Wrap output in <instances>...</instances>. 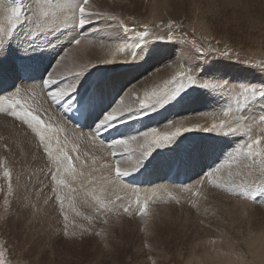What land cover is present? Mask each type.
Returning a JSON list of instances; mask_svg holds the SVG:
<instances>
[{
	"label": "rangeland",
	"instance_id": "obj_1",
	"mask_svg": "<svg viewBox=\"0 0 264 264\" xmlns=\"http://www.w3.org/2000/svg\"><path fill=\"white\" fill-rule=\"evenodd\" d=\"M100 1L88 0L87 10L101 14L90 26L53 31L34 41H28L21 28L0 47V95L21 87L20 98L46 123L53 124V130L59 126L54 143L58 137L68 143L70 149H66L77 172V179L68 182L71 194L64 204L65 221L51 192L54 182L48 174L49 158L36 144L38 138L26 125L0 112V161L7 164L12 185L9 189V179L0 167V251L5 254V264H198L196 259H203L204 253L216 256L213 263L227 259L231 264H264V198H245L231 191L255 187L261 177L255 171H236L235 165L229 175L230 166L224 161V155L247 138L239 133L203 130L223 118L227 105L235 108L237 100H242L243 86L264 85V70L259 67L264 63V0H138L137 8L131 0ZM23 2L31 5L32 0ZM152 4L161 9L159 17H151ZM2 5L9 6L8 0H0ZM108 16L122 20L129 30L143 31L148 24L151 36L136 49L133 44L139 38L106 20ZM85 31L88 35L78 37L79 44L70 43ZM158 34L165 38L156 39ZM169 34L173 40L167 38ZM193 40L213 51L198 52L185 43ZM97 50H106L107 55L98 59ZM224 51L230 56L220 55ZM182 55L185 66L195 72L200 83L218 79L228 82L230 88L222 91L191 85L155 111L136 108L125 113L127 117L121 116L111 129L101 133L103 143L90 138V130L121 98L123 105L135 103L138 107L139 99H147V92L166 90ZM57 60L61 62L57 64ZM25 68L33 72L29 82L19 81ZM85 68L83 76H76ZM49 72L56 74L53 78L60 79V84L75 83L74 91L57 104H52L40 87ZM34 83L37 88L33 89L30 86ZM81 100L94 109L87 116L88 124L76 128L68 112ZM244 115L252 117L248 123L253 138L260 135L264 131V124H259L264 96L250 101ZM228 119H232L231 114ZM176 127L193 130L154 147L142 160V137L129 141L127 153L109 145L114 139L151 128L171 133ZM222 163L224 166L217 169ZM117 166L129 174L117 179ZM85 176L102 180L107 204L103 211L92 207L93 202L83 193ZM153 190L164 196L140 198L141 192ZM45 199L50 201L47 205ZM137 200L147 204L146 215L138 214ZM37 208L40 214L33 216ZM125 208L130 211L125 212Z\"/></svg>",
	"mask_w": 264,
	"mask_h": 264
},
{
	"label": "snow or ice",
	"instance_id": "obj_2",
	"mask_svg": "<svg viewBox=\"0 0 264 264\" xmlns=\"http://www.w3.org/2000/svg\"><path fill=\"white\" fill-rule=\"evenodd\" d=\"M9 6L3 8L5 18L7 20V27H0V47L6 46L7 41L17 32L18 29L23 28L24 33L28 41H34L35 39H43V34H51L53 31H59L70 27L84 28L86 25H90L95 21H99L100 13L90 12L87 10L88 0H57L55 4V10H52L51 0H32L31 5H26L23 0H8ZM97 19L94 20L93 18ZM106 20L113 21L115 24L124 28V31H131L132 35L139 38V42L135 44V48L139 49L144 42V38L151 36L149 31V25L143 26V31L129 30L124 26V22L114 16L105 17ZM171 24V22H170ZM35 25V28L32 27ZM111 27V25H107ZM91 29V28H89ZM88 33L81 32L76 35L75 38L70 40L72 44H79L80 39ZM163 35H157L156 39L163 40ZM169 40H173L174 37L169 34L167 37ZM185 43H191L192 49L198 52L213 51L212 49L205 50L201 45L197 44L196 41ZM65 51H67L65 49ZM134 53L133 58H135ZM186 55V54H185ZM185 55L181 56L179 61L180 67L174 72L171 80L167 82L168 88L162 92H153L150 95L145 94L147 99H139V105L136 107L134 104L123 105L121 98L120 102H117L114 107L108 111L103 118L97 123L96 127L89 132V136L92 140H103L101 139V133L108 128L114 126L115 122L119 120L125 113L131 112L136 108H147L151 111H155L158 107L167 103L173 99L180 92L185 90L191 85H198L215 90H224L230 88L226 82L205 80L200 83L197 79L195 72L189 67L185 66L183 62ZM222 56H230L229 51L220 53ZM61 61L57 60V64ZM113 61H106L111 63ZM94 65H90L92 67ZM259 67L264 70V63H261ZM84 71L77 73L76 76L82 75ZM56 74L49 72L46 78L40 83V87L43 91H46V96L50 99L52 104H57L59 101L68 97L75 89V83L60 84V79H54ZM175 85V87H171ZM31 88H35L36 85H31ZM21 87L15 88L14 91L8 92L7 94L0 95V112L6 113L8 116L15 118L20 121L23 125H26L34 134L38 137V145L42 146L44 154L49 158L50 170L49 175L51 181L54 182L51 188V192L55 201L59 202L61 214L64 215V220H68V215L64 214V200L65 197L61 195L63 188L68 187L67 177H71L73 180L77 179L76 168L73 165V157L66 150L67 145L62 143L60 139H56L53 143V128L52 125L46 123L40 115L36 114V110L33 109L32 105L27 100L20 98ZM27 91V89H25ZM131 95V93L129 94ZM242 100H237L235 108L231 105L223 109V118L219 119V122L213 121L210 127H205V131H214L218 133L230 134L239 133L247 137V140L242 143H236L234 147L224 155V161L229 164L230 170L229 175L232 174V165H235L236 171H249L258 172L261 180L256 184L255 187H242L239 191L231 189L234 195H238L245 198H264V131L260 135L253 136L252 125L248 123L252 117L244 115V111L249 105L250 101H253L258 96H264V85H246L241 90ZM239 113V115H236ZM232 114V119H228ZM51 119V117H49ZM255 122V121H253ZM171 121L169 125H171ZM259 123L264 124V115L259 116ZM198 127V126H197ZM193 130V128L176 127L174 131L159 132L156 128L143 131L139 134L117 138L110 141V146L113 149L123 148L124 153L129 151V141L137 140L138 137H142L144 144L142 147L145 150L140 157V160L147 157L154 147L163 146L164 144L170 143L175 137L183 132ZM75 150V149H73ZM117 155L113 152V157ZM77 160L79 157L76 158ZM224 165L218 164L217 169L222 168ZM0 167H3V176L9 179V189H11V172L4 161H0ZM116 178L119 179L121 176L129 174L128 171H121V168L117 166L115 168ZM83 172L79 173V176H83ZM92 207L96 210L103 211L107 208V204L99 195H93ZM50 201L45 199L47 205ZM110 203V202H109ZM140 215H146L147 204L140 203L137 200ZM73 211H76L73 208ZM125 212L130 211L129 208L124 209ZM40 214V209L33 213V216ZM80 215L79 212L76 213ZM67 227V225H65ZM5 254L0 251V264H5Z\"/></svg>",
	"mask_w": 264,
	"mask_h": 264
},
{
	"label": "bare ground",
	"instance_id": "obj_3",
	"mask_svg": "<svg viewBox=\"0 0 264 264\" xmlns=\"http://www.w3.org/2000/svg\"><path fill=\"white\" fill-rule=\"evenodd\" d=\"M3 1V0H2ZM103 1H105V0H101L100 1V3L102 2L103 3ZM164 1V0H163ZM131 2L134 4L133 6L135 7V8H137V6H138V0H131ZM165 3H166V1H164ZM164 2H161V6H164ZM56 3H57V0H56ZM56 3H51V5L54 7L55 6V4ZM156 3V2H155ZM3 4V3H2ZM103 4H105V3H103ZM106 4H107V2H106ZM100 5V4H99ZM119 5H120V3H119ZM3 7H5L4 5H2ZM2 6L0 7V27H5V26H7V20H6V18H5V15H4V12H3V8H2ZM157 7L158 6H155V5H153L152 4V7H151V10H150V15H151V17H159L158 16V14H160V11H161V9H160V11H158L157 10ZM114 8V7H113ZM139 9V8H138ZM140 10V9H139ZM162 12V11H161ZM196 15H198V14H196ZM104 16H105V14H104ZM192 17H194V15L192 16ZM192 17L190 18V20L192 19ZM196 18H199L200 20H202V21H204L203 19H202V15L200 16V15H198V16H195ZM193 20V19H192ZM199 22H201V21H199ZM90 26V25H89ZM95 27V26H94ZM90 31V30H89ZM55 32V31H54ZM91 32V31H90ZM104 32V31H103ZM92 33V32H91ZM74 34V33H73ZM23 35V34H22ZM66 35V34H65ZM25 36V35H24ZM72 37V36H71ZM88 37H90V36H88ZM97 37V36H96ZM23 38V37H22ZM126 38V37H125ZM14 39V38H13ZM41 40V39H40ZM122 40V39H121ZM128 41V40H127ZM98 43V42H97ZM120 43H122V42H120ZM127 43V42H126ZM129 44V43H128ZM89 45V47L91 46V44H88ZM133 45H135V44H133ZM84 47H87V44H85L84 45ZM91 48H92V46H91ZM102 49V48H101ZM119 49V48H118ZM51 51V50H50ZM98 52H97V54H98V59H103L104 57H105V55H107L105 52H106V50H105V52H104V50H97ZM120 51V50H119ZM35 52V51H34ZM1 53V52H0ZM3 53V52H2ZM1 53V54H2ZM66 53V52H65ZM184 53V52H183ZM0 54V55H1ZM29 57V56H28ZM4 58V57H3ZM12 58V57H11ZM97 59V60H98ZM139 59V58H138ZM46 60V59H45ZM61 61V60H60ZM31 62V61H30ZM121 63V62H120ZM56 65V64H55ZM31 66V65H30ZM176 67H177V65H176ZM61 68V67H60ZM44 69V68H43ZM10 70V69H9ZM55 70V69H54ZM57 71H59V70H57ZM56 72V71H55ZM219 74V73H218ZM83 76V75H82ZM211 76V75H210ZM16 79V78H15ZM225 79V78H224ZM216 80V79H215ZM234 80V79H233ZM240 80V79H239ZM167 81V80H166ZM217 81H218V79H217ZM222 81V80H221ZM228 81V80H227ZM231 81V80H230ZM245 81V80H244ZM248 81V80H247ZM32 83V82H31ZM228 83V82H227ZM35 84V83H34ZM24 85V84H23ZM30 85V84H29ZM36 85V84H35ZM20 86V85H19ZM38 86V85H37ZM153 87V86H152ZM157 87V86H156ZM156 87H154V89L156 88ZM158 87H160L159 85H158ZM24 88V87H23ZM30 88V87H29ZM37 88V87H36ZM161 88V87H160ZM40 89V88H39ZM38 89V90H39ZM156 89H158V88H156ZM30 90V89H29ZM23 91V90H22ZM21 91V92H22ZM155 91H157V90H155ZM154 91V92H155ZM213 91V90H212ZM223 91V90H222ZM221 91V92H222ZM227 91V90H226ZM10 92V91H9ZM218 92V91H217ZM237 92V91H236ZM24 93H26V92H24ZM28 93V92H27ZM148 93V92H147ZM2 94H4V93H2ZM39 94V93H38ZM27 95V94H26ZM76 95V94H75ZM83 95V94H82ZM43 96H45V95H43ZM24 97V96H23ZM73 97V96H72ZM81 97V96H80ZM79 97V98H80ZM84 97V96H83ZM240 97V96H239ZM144 98V97H143ZM37 99H39V98H37ZM82 99V98H81ZM212 99V98H211ZM221 99V98H220ZM241 100V99H240ZM78 101V100H77ZM34 102V101H33ZM80 102V101H79ZM78 102V103H79ZM44 103V102H43ZM91 103V102H90ZM123 103V102H122ZM125 103V102H124ZM213 103V102H212ZM135 104V103H134ZM227 104V103H226ZM233 104V103H232ZM77 105V104H76ZM234 105V104H233ZM33 107V106H32ZM161 107V106H160ZM227 107H228V105H227ZM234 107V106H233ZM221 108V107H220ZM222 108H224V107H222ZM262 108V107H261ZM45 109V108H44ZM134 110V109H133ZM60 111V110H59ZM57 112V111H56ZM56 112H54V113H56ZM203 112V111H202ZM58 113V112H57ZM204 113H205V111H204ZM127 114V113H126ZM130 114V113H129ZM55 115V114H54ZM61 115V114H60ZM232 115V114H231ZM125 116V115H124ZM257 116V115H256ZM125 117H127V116H125ZM6 118V117H5ZM5 118H3L2 117V119L3 120H5ZM52 118V117H51ZM67 118V117H66ZM145 118V117H144ZM171 118V117H170ZM255 118V117H254ZM54 119V118H53ZM89 119H90V116L86 119V122H85V125H87L88 124V121H89ZM1 120V119H0ZM13 120V119H12ZM68 120V119H67ZM62 120H60V122H61ZM136 121V120H135ZM3 122V121H2ZM5 122H6V120H5ZM53 122V121H52ZM206 122H208V121H206ZM205 122V123H206ZM219 122V121H218ZM51 124V123H50ZM65 124V123H64ZM63 124V125H64ZM118 124V123H117ZM260 124V123H259ZM53 125V124H52ZM57 125V124H56ZM55 125V126H56ZM140 125V124H139ZM207 125V124H206ZM262 125V124H261ZM15 126V125H14ZM20 126V125H19ZM22 126V125H21ZM54 126V125H53ZM53 126H52V128H53ZM263 126V125H262ZM27 127V126H26ZM58 128H59V126H57ZM113 127V126H112ZM259 127V126H258ZM20 128V127H19ZM57 128V129H58ZM86 128V127H85ZM4 129V128H3ZM26 129V128H25ZM57 129H55L56 131H57ZM111 129V128H110ZM28 130H29V128H28ZM55 130H53V132H52V136H53V139L55 138L54 137V135L55 136H57L56 134L58 133H56L55 132ZM59 130V129H58ZM77 130H79V129H77ZM117 130V129H116ZM256 130V129H255ZM21 131V130H20ZM80 131V130H79ZM26 132V131H25ZM28 132V131H27ZM54 132H55V134H54ZM75 132H78V131H75ZM133 132V131H132ZM136 132V131H135ZM256 132H257V130H256ZM18 133V132H17ZM87 133V132H86ZM254 133V132H253ZM63 134H64V132H63ZM63 134H62V136H63ZM82 134V133H81ZM128 134V133H127ZM25 135V134H24ZM68 135V134H67ZM1 136V135H0ZM254 136V135H253ZM2 137V136H1ZM32 137V136H31ZM64 137V136H63ZM62 137V138H63ZM71 137V136H70ZM194 137V136H193ZM241 137V136H240ZM7 138V137H6ZM38 137H36V139H37ZM74 138V137H73ZM72 138V140H74ZM80 138H81V136H80ZM115 138V137H114ZM120 138V137H119ZM245 138H247V137H245ZM17 139V138H16ZM58 139H59V137H58ZM103 139V138H102ZM110 139H113V138H110ZM175 139V138H174ZM240 139V138H239ZM61 140V142L63 143L64 141L62 140V139H60ZM66 140V139H65ZM183 140V139H182ZM192 140V139H191ZM244 140V139H243ZM241 141V140H240ZM11 142V141H10ZM9 142V143H10ZM108 142V141H107ZM243 142H245V141H243ZM6 143V142H5ZM8 143V144H9ZM53 143H54V140H53ZM144 143V142H143ZM173 143H174V141H173ZM238 143V142H237ZM242 143V142H241ZM28 144V143H27ZM27 144H25L26 146H28L29 147V145H27ZM32 144V143H31ZM36 144H38V143H36ZM64 144H68V143H64ZM233 144V143H232ZM34 145V144H33ZM110 145V144H109ZM216 145V144H215ZM31 146V145H30ZM32 147V146H31ZM68 147H70V146H67V148ZM137 148V147H136ZM39 149V148H38ZM68 149H70V148H68ZM67 150V149H66ZM217 150V149H216ZM226 150V149H225ZM166 152V151H165ZM42 154V153H41ZM14 155V154H13ZM16 155V154H15ZM0 156H2V155H0ZM6 156V155H5ZM17 156H18V154H17ZM162 156V155H161ZM8 158V157H7ZM44 158V157H43ZM107 158H110V157H107ZM4 159V158H3ZM2 159V160H3ZM91 159V158H90ZM89 162V161H88ZM13 163V162H12ZM49 163V162H48ZM80 163V162H79ZM101 163V162H100ZM50 164V163H49ZM77 165H78V163H76ZM216 164V163H215ZM45 165H46V162H45ZM80 165V164H79ZM83 165H85V164H83ZM87 165V164H86ZM91 165V164H90ZM98 165H100L101 166V164H99L98 163ZM16 166V165H15ZM81 166V165H80ZM109 166V165H108ZM13 167V166H12ZM47 167V166H46ZM104 167V166H103ZM15 167H13V169H14ZM18 168V167H17ZM85 168V167H84ZM108 168H110V167H108ZM86 171V170H85ZM88 171V170H87ZM100 171H102V170H100ZM205 173V172H204ZM2 174H3V171H2ZM49 174V173H48ZM99 174V173H98ZM105 174V173H104ZM103 174V175H104ZM206 174V173H205ZM100 175V174H99ZM200 177V176H199ZM24 178V177H23ZM101 178H104V177H101ZM50 179V178H49ZM114 179V178H113ZM205 179V178H204ZM14 180V179H13ZM17 181H18V179H16ZM23 180V179H22ZM67 180H68V182H70L71 183V181H72V178L71 177H67ZM187 180V179H186ZM195 180H196V178H195ZM102 180H100L99 178H96V177H84L83 178V180H82V185H81V188H82V190H83V193L85 194V195H87V197L91 200V202H93V203H95V201L93 200V195H99L100 197H101V199H103L104 201H105V203H106V195H105V193H104V191H103V186H102V182H101ZM14 182V181H13ZM19 182H21L20 180H19ZM190 182V181H189ZM15 183H17V182H15ZM22 183V182H21ZM196 183V182H195ZM24 184V183H23ZM14 185V184H13ZM16 185V184H15ZM196 185V184H195ZM5 186V185H4ZM188 186V185H187ZM189 186H191V185H189ZM193 186V185H192ZM15 187V186H14ZM105 187V186H104ZM106 187H108V186H106ZM243 187V186H242ZM18 188V187H17ZM52 188V187H51ZM155 188H156V186H155ZM169 188H171V187H169ZM168 188V189H169ZM15 190H17L16 189V187L14 188ZM172 189V188H171ZM188 189V188H187ZM105 190V189H104ZM131 190V189H130ZM141 190V189H140ZM148 190V189H147ZM161 190V189H160ZM190 190V189H189ZM126 191V190H125ZM142 191V190H141ZM171 191V190H170ZM138 192V191H137ZM204 192V191H203ZM110 193V192H109ZM108 193V194H109ZM189 192H187V194H188ZM199 193H201V191H199ZM70 194H71V188H70V185L68 184V187H65V188H63V190H62V192H61V195L62 196H64L65 197V200H64V204L66 205V203L68 202V200H69V196H70ZM83 195V194H82ZM183 195V194H182ZM150 196H164V194H162L161 192H159L158 190H153V191H143V192H141V194H140V198L141 199H148ZM196 196H197V194H196ZM199 196V195H198ZM204 196V195H203ZM115 199V198H114ZM198 199V198H197ZM79 200V199H78ZM109 201V200H108ZM92 203V204H93ZM111 203V202H110ZM248 204V203H247ZM110 206V205H109ZM116 206V205H115ZM65 207V206H64ZM207 209V208H206ZM209 210V209H208ZM207 210V211H208ZM204 211V210H203ZM211 211V210H210ZM209 211V212H210ZM212 245V244H211ZM229 252V251H228ZM216 258V256L215 255H212V254H210V253H204V258L203 259H200V258H198V259H196V260H198V264H210V262H211V264H231L230 263V261H228L227 259H224V260H222V259H219L217 262L215 261V263H213L212 261H213V259H215ZM206 260H208L209 262H206ZM212 260V261H211ZM203 262V263H202ZM242 262V261H241ZM196 263V262H195ZM244 264V263H243Z\"/></svg>",
	"mask_w": 264,
	"mask_h": 264
}]
</instances>
